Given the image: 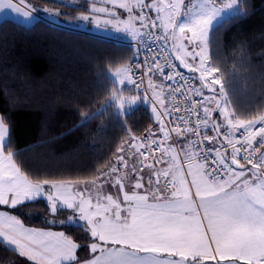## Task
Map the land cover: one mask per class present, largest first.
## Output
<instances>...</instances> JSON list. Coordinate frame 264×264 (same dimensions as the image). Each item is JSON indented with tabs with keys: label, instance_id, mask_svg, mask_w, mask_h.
<instances>
[{
	"label": "snow or ice",
	"instance_id": "obj_1",
	"mask_svg": "<svg viewBox=\"0 0 264 264\" xmlns=\"http://www.w3.org/2000/svg\"><path fill=\"white\" fill-rule=\"evenodd\" d=\"M54 2L74 6L72 0ZM32 7L24 0H0V13L13 10L27 18L34 15ZM119 7L126 10L127 17L103 23L113 24L137 41L145 27L162 28L165 40L169 36L172 39L174 59L183 68L198 74L201 87L186 88L183 74L175 64L165 75L164 67L156 58L148 67L149 76L158 72L166 81L176 80L175 85H153L150 78L147 87L151 88V95L145 90L143 95L124 97L121 89L113 93V100L119 101L121 109L147 100L156 120L160 121L164 113L158 109L167 111L164 87L171 89L168 95L174 97L187 98V93L191 92V111L185 110L188 119L178 116L175 127L168 130L162 125L164 141L149 140L150 133L143 138L132 137L134 143L128 145L132 156L140 158L142 167L151 171L147 180L142 175L134 177L135 182L130 187L124 183L128 179L127 172L121 175L116 166L102 173L104 183H114L119 190L128 187L121 197L110 193L93 196L87 192L89 182L86 181L34 179L17 164L12 151H5L11 146V135L4 118L0 117V205L17 209L44 200L53 214L71 209L76 220L69 217L59 223L83 221L81 226L94 238L90 250L95 255L84 264H264V126L256 128L257 124L264 125V115L241 119L229 109L221 79L215 75L220 69L211 66L207 56L209 33L215 28V21L225 9H238L239 0H227L220 6L214 0H207L195 12L190 7L184 11V0L168 3L119 0ZM136 9L140 11L133 16ZM144 9L157 13V18L148 25L143 23L147 19ZM39 11L47 12L36 8V12ZM48 14L53 20L64 15ZM182 14H186L187 19L178 22ZM109 15L116 16L115 13ZM89 19V16L81 17V20ZM133 66L117 69L115 75L120 79L116 83L125 85L131 81L136 85L135 91L140 92V86L132 79ZM143 83L141 79L140 84ZM216 85H220L219 93ZM204 89L212 95H205ZM173 108L177 113L181 111L179 104ZM92 118L85 116L83 120L88 122ZM209 122L214 136L202 135ZM221 127L226 128L223 134ZM241 129L244 131L242 137L234 139ZM173 132L177 140L188 135L196 139L188 140L179 148L174 144L165 147V141L172 139ZM208 141L219 146L199 147ZM151 146L159 151L158 156L152 155ZM213 152L215 158H212ZM149 158L153 162L146 164ZM115 164L130 171L140 170L135 162L129 169L124 149L120 150ZM157 164L161 167L157 168ZM90 183L98 184L99 181ZM80 184L85 185L84 190H79ZM0 247L27 258L32 264H81L76 255L81 245L71 237L63 231L27 227L12 212L0 211Z\"/></svg>",
	"mask_w": 264,
	"mask_h": 264
},
{
	"label": "trees",
	"instance_id": "obj_2",
	"mask_svg": "<svg viewBox=\"0 0 264 264\" xmlns=\"http://www.w3.org/2000/svg\"><path fill=\"white\" fill-rule=\"evenodd\" d=\"M35 1L60 6L65 22L59 25L42 17L31 25L11 18L0 21V115L11 135L5 151H12L17 164L34 179L89 181L114 166L121 149L132 152L128 145L133 136L155 128L148 105L121 109L113 100V93L121 89L140 93L121 87L109 73L129 64L136 49L66 24L68 17L78 20L79 14L91 13L90 0H72L74 6ZM239 4L243 15L229 16L211 31L209 63L220 69L216 77L229 109L241 119H251L264 115V0ZM216 90L219 93L220 85ZM85 116L93 118L85 122ZM0 209L30 227L50 225L56 218L44 200ZM81 225L63 227L81 245L77 259L84 260L93 255L94 238ZM26 260L0 247V264H27Z\"/></svg>",
	"mask_w": 264,
	"mask_h": 264
},
{
	"label": "rangeland",
	"instance_id": "obj_3",
	"mask_svg": "<svg viewBox=\"0 0 264 264\" xmlns=\"http://www.w3.org/2000/svg\"><path fill=\"white\" fill-rule=\"evenodd\" d=\"M14 2H16V0H14ZM24 2H25V4H30V5L33 6L32 7V11H33L34 15L26 18L22 14L16 13L13 10H8V12H5V13L2 12V14L0 16V18H1L0 21L2 19H4V18H11V19H13L15 21H18V22H21V23H23L25 25H31L34 21H36L37 19L42 17V18H44V19H46L48 21H55V23L59 22V23H57L59 25H62L63 22H65V21L61 20V18H62L61 16H60V19L53 20V18L48 14V13H61L62 9L58 5L41 3V2H37L35 0H24ZM150 2H151V0H145V3H150ZM161 2L162 3H168V2H174V0H161ZM214 2L216 3L217 6H220L221 4L227 2V0H220V1L219 0H214ZM90 3H91V1H90ZM115 3H110V0H100L99 5H93L92 6V4H91L90 8L91 9H93V8H95V9H106L107 10L106 12H99V11L93 12L91 10L92 12L89 13V14H82V15L79 14L78 16L80 17V19H78V20H76V19L73 20L71 17L70 18L68 17L67 20H66V24L70 25V26H76V27H78L80 29L93 30V31L100 32V33H103V34H106V35H112V36L121 37L120 39H125V36H126L125 32L121 31L117 27H114L113 24H105V23H103V21H105V20H114V19H120V18H126L127 17L126 10L125 9H121L119 7V2L117 4H115ZM204 3H207V0H184V5H185L184 11H186L190 7L191 11L195 12L197 10V8L199 7V5L204 4ZM36 8L45 9V10H47V12H45V11L36 12ZM139 11H140V9H136L133 12V16H135ZM240 12H242V9L240 8V4H239V8L238 9L235 8V7L232 8V9H225L224 12L222 13V15L215 21V26L217 24H219L221 21H223L225 18H227L229 16H232V15H234L236 13H240ZM109 13H115L116 16L113 17V16L109 15ZM160 15H163V12L160 13ZM83 16H89L90 19L89 20H81V17H83ZM186 19H187V15L186 14H182L179 17L178 22H183ZM97 20H99L100 23H97ZM121 28H122V26H121ZM210 35H211V32L209 33V39H210ZM168 41L170 43L169 46L171 47L172 39H171L170 36L168 37ZM197 51H199V49H197ZM209 54H210V48H209V43H208V48H207V56H208V58H209ZM208 63H209V61H208ZM127 65H129V64H127ZM123 66L118 67L117 69L122 68ZM117 69H112V70L109 71V73L112 76V78L114 80H116V81L118 79H120V77L115 75ZM121 94L124 97H130L129 93L124 92L123 90H122ZM130 95H137V94H130ZM138 95H143V94L142 93H138ZM116 102H118V105H119V101H116ZM138 103H145L148 106L150 105L147 102V100H142L140 102H137L136 104H138ZM126 107H129V106L125 105V108ZM0 117H1V115H0ZM124 157H125V160H127V158H131L132 159L133 158L132 152L124 153ZM146 161L150 162L149 160H146ZM150 164H151V162H150ZM156 167L159 168V167H161V165L160 166H156ZM92 180H96V179H92ZM89 181H91V180H89ZM89 181H86V182H89ZM102 181H104V179H102ZM99 183H101L100 180H99ZM91 184L92 183H90V182L88 183V187H87V192L88 193H90L93 196H96L97 194H99L101 196L104 195L103 193H98L97 190L96 191H92L93 190L92 188H94L95 185H91ZM78 187H79V190H84L85 185L84 184H80ZM54 216L56 217L55 219H53L52 217L51 218L53 219V222H55V220H56V223H57L56 226L53 225L52 224L53 222L51 221V224H52L51 226L52 227H50V225H42V226L35 227V228L46 229V230H51V231H63L65 233L64 227H63V225H61L59 223V221H65L69 217H72L73 220H76V214H74L71 209L60 210L57 213H55ZM80 222L84 223L83 221H80ZM70 224H77V223H70ZM76 255H77V252H76ZM87 259L80 260L81 264H84V261H86ZM27 264H32V262L28 261Z\"/></svg>",
	"mask_w": 264,
	"mask_h": 264
},
{
	"label": "built area",
	"instance_id": "obj_4",
	"mask_svg": "<svg viewBox=\"0 0 264 264\" xmlns=\"http://www.w3.org/2000/svg\"><path fill=\"white\" fill-rule=\"evenodd\" d=\"M154 19L156 18L152 17L151 21ZM165 35L166 34L164 30L157 26V27H152V28L143 30L141 34V39L139 41L131 39L129 35L127 36L128 39H130L129 42L136 49V55L130 63V65H134L131 70L132 79L135 80L136 83L140 86L141 91L147 90L149 95H151V93L149 92V88L147 87L149 79L151 78V80H153L155 77L160 76L158 72H153L150 77L149 72H148L149 65H151L153 62V59H156V58H158L157 62L162 67H164L165 75H168L171 72V65L175 64L176 68L183 74L184 81H186L185 87L186 88L188 87L197 88L196 75L182 68L181 66H179V64L177 63V60L174 59V53L171 47L169 46L168 41L165 40ZM166 62H167V65H166ZM141 79H143L144 81L143 84H140ZM162 80L164 82V85H167V84L175 85L176 84V80L174 81H166L164 79ZM132 86L136 88V85H134L133 83H132ZM165 90H166V98H167L165 104L167 105V111L164 108H162L161 111L162 113H164L163 116L168 126V129H171V128H174L176 123L178 122V116H184L185 119H188V116L185 114V110L187 109L189 112L191 111L189 102L193 98V96L191 92L187 93V98L179 97V96H175V97L169 96L168 93L169 91H171V89H169L168 87H165ZM195 99H200V97H195ZM175 104H179L181 107V111L179 113H177L173 108V105ZM168 112H171V115H169ZM201 116H202V113H201ZM192 119L194 120L195 117L193 116ZM261 126H264V125L257 124L256 128H259ZM225 132H226V128L223 130V133ZM243 134H244V131L243 129H241L240 132L235 133L234 139L241 138ZM202 135L211 136L208 128L203 130ZM171 137L172 139H177L176 134L174 132L171 133ZM191 139L195 140L196 138L191 136ZM149 140L164 141L165 138L163 134H159L156 136V138L149 136ZM151 147L154 149V146H151ZM199 147L200 148H210L213 146L211 145V141H208L205 143H201ZM159 154H160L159 151L155 149L152 152L153 156H158ZM212 158H215L214 152L212 153ZM148 160L153 162L151 158H149ZM242 162L244 163L243 160ZM156 166H160V165L157 164Z\"/></svg>",
	"mask_w": 264,
	"mask_h": 264
},
{
	"label": "crops",
	"instance_id": "obj_5",
	"mask_svg": "<svg viewBox=\"0 0 264 264\" xmlns=\"http://www.w3.org/2000/svg\"><path fill=\"white\" fill-rule=\"evenodd\" d=\"M91 1V4H92V6L93 5H99V2H100V0H90ZM13 2H14V0H13ZM115 4H117L118 2H119V0H115ZM5 12H8V10H4V12L3 13H5ZM152 14H154V15H157L154 11H150ZM1 14L2 13H0V16H1ZM1 19V18H0ZM52 22H54L55 23V21H52ZM56 23H59V22H56ZM143 23L145 24V25H148V21H147V19H145L144 21H143ZM61 24V23H60ZM145 28H147V27H145ZM144 28V29H145ZM80 29V28H79ZM82 30H86V29H82ZM90 32H92V33H94V34H97V35H101V36H104V37H108V38H114V39H120L121 37H118V36H112V35H106V34H103V33H100V32H96V31H93V30H89ZM126 34V33H125ZM121 40V39H120ZM208 61H209V58H208ZM195 73V72H194ZM197 74V73H196ZM216 75V74H215ZM197 76H198V74H197ZM153 85H162L163 86V83L159 80V79H154L153 81ZM130 84H131V81H129V82H127L125 85H121V87H125V86H130ZM201 87V82L198 84V88H200ZM151 89V88H150ZM160 89H157V91H159ZM205 90H207V89H205ZM127 93H129V96H132V95H130V94H134V93H132L131 92V90H128V91H126ZM205 92V91H204ZM138 95V94H137ZM205 95H212V93H210V92H208V90L205 92ZM163 98H164V100H165V102H166V92H165V90L163 89ZM145 104V103H144ZM150 106V109H151V105H149ZM151 111H152V109H151ZM158 111L159 112H161L159 109H158ZM152 114H153V116H154V118H155V116H156V114L155 113H153L152 112ZM215 113H213V117L215 118ZM222 117L220 118V120L222 121ZM163 125V127H164V129L165 130H168V126L166 125V121H165V119H164V116L160 119V121H157L156 120V118H155V128L152 130V132H153V134H159V133H162L161 132V126ZM208 130H209V133H210V135L211 136H214L215 135V132L211 129V122H209V127H208ZM223 127H221V129H220V132H221V134H223ZM220 139V141H222V135H221V137L219 138ZM188 140H191V136L190 135H188L187 136V138H184V137H181V138H179L178 140L177 139H170V140H167L166 141V143H165V147H167L169 144H174L176 147H181V146H183V145H186L187 144V142H188ZM211 145L213 146V147H215V146H219L218 144L217 145H213V143L211 142ZM231 150L229 149V152H230ZM181 155H182V153H181ZM127 164L129 165V169L131 168V166L133 165V163L135 162V164H136V168L137 169H140L139 171H130V170H128V169H125L124 167H122L121 165H119V164H115L114 166H116L118 169H119V171H120V173H121V175H124L126 172H127V177H128V179H126L125 181H124V183L128 186V187H130V184L131 183H134L135 182V180L133 179L134 177H136V176H143L144 177V180H147L148 179V173L151 171V169H149V168H147V167H142V165H141V163H140V158H137V160L136 161H134V160H132L131 158H127ZM242 162V161H241ZM145 163L146 164H150V162H147V161H145ZM243 163V162H242ZM131 172V173H130ZM96 180H100V182L101 183H98V184H91V185H95V187L94 188H92L93 190L92 191H96L97 190V192L98 193H103V194H112V195H117V194H119L121 197H122V195H123V191H126V190H128V187H125L123 190H119L117 187H115L114 186V183L113 184H110V183H104L103 181H102V179H104V177L103 176H100V177H97V178H95ZM98 180V181H99ZM92 181V180H91ZM91 181H89V182H91ZM93 187V186H92ZM5 206H7V205H5ZM0 211H6L5 209H0ZM8 212V211H7ZM52 224H50V227H52L51 226ZM25 226H27V225H25ZM56 226V225H55ZM27 227H30V226H27ZM37 227H39V226H37ZM33 228H35V227H33ZM95 254H93L91 257H89L87 260H89V259H91V258H93V256H94Z\"/></svg>",
	"mask_w": 264,
	"mask_h": 264
}]
</instances>
